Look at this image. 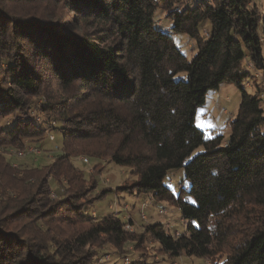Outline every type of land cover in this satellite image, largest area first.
Returning <instances> with one entry per match:
<instances>
[{
	"label": "trees",
	"instance_id": "16d2710c",
	"mask_svg": "<svg viewBox=\"0 0 264 264\" xmlns=\"http://www.w3.org/2000/svg\"><path fill=\"white\" fill-rule=\"evenodd\" d=\"M192 1L0 0V119L12 118L0 126V264H93L90 246L140 247L147 237L171 258L264 264V94L253 74L264 79V10ZM159 10L170 33L157 27ZM180 35L193 42L192 61ZM226 82L242 93L239 111L228 139L209 138L197 111ZM55 132L63 149L52 164L14 166L10 150L45 152ZM94 141L105 148L88 156L132 168L127 189L176 207L184 233L148 224L136 236L132 221L85 215L95 199L72 159ZM179 169L187 186L176 195L164 181ZM49 176L68 184L57 202Z\"/></svg>",
	"mask_w": 264,
	"mask_h": 264
},
{
	"label": "rangeland",
	"instance_id": "374dc122",
	"mask_svg": "<svg viewBox=\"0 0 264 264\" xmlns=\"http://www.w3.org/2000/svg\"><path fill=\"white\" fill-rule=\"evenodd\" d=\"M192 2L194 3L195 0ZM254 2L262 11L264 10V0H254ZM156 21L160 30L170 33L172 22L166 18V14L162 10L158 11ZM207 28H210L209 24ZM174 39L177 41L181 52L189 61H192L196 54L193 42L181 35L174 36ZM253 74L264 94V79L262 75L255 72ZM252 87L250 83H243L245 91L250 95H255V89ZM49 90L58 93L60 97L66 95V93L59 90L56 82L51 84ZM241 99L242 93L237 85L229 82L221 84L219 89L209 92L206 104L198 109L196 126L204 131L209 138L222 135L225 139H228L230 135L229 123L236 118ZM262 99L264 108V97ZM36 102L40 104L43 99H39ZM33 114L38 116V118H40L39 116L44 118V115H39L38 111H34ZM38 118L37 121H40L41 118ZM10 119L12 118L4 117L0 119V126H4L6 122L11 123ZM54 134L56 141L50 144L49 148L45 147L46 151L42 152L41 155L33 156L27 154L20 158L13 156L14 162L19 166H46L52 164L56 156L62 153L63 149L61 134L58 132ZM30 145L35 147L33 143H30ZM104 148L103 142L82 143L79 148L80 154L72 159L74 166L85 175L86 181L82 185L83 192L88 194L89 200L95 199V201H92L94 203L85 210V215L87 217L93 216V218L115 216L127 222L132 221L133 226H127L126 229L136 236H140L139 234L144 231V226L148 224L164 225L172 235L184 233L186 224L183 222L181 212L176 207L167 202L155 201L145 194H131L132 191L127 188L131 187L136 181L132 168L116 165L107 157L101 160L90 158L86 153L88 152L89 155L90 153L94 154ZM86 157L89 158V164H85L82 161V158ZM48 180L52 183L53 188L50 198L57 202L59 196L66 194L65 186H68V184L64 183L58 186L50 176ZM164 184L178 195L179 186H187L184 170L179 169L170 172ZM79 228L80 226L65 227L64 231L68 235ZM159 249V244L147 237L145 243L140 244V247H137L133 242H129L121 249H116L102 240L90 246L86 251L91 252L93 258H95L93 264H208L209 262L214 264L213 260H204L196 257L171 258L166 253L160 252Z\"/></svg>",
	"mask_w": 264,
	"mask_h": 264
},
{
	"label": "built area",
	"instance_id": "2783aa9c",
	"mask_svg": "<svg viewBox=\"0 0 264 264\" xmlns=\"http://www.w3.org/2000/svg\"><path fill=\"white\" fill-rule=\"evenodd\" d=\"M250 68H252V66H250ZM6 124L9 125L10 123L6 122ZM53 125L55 126L56 123L54 122ZM49 139H50V141H55L56 140V136L54 134H50L49 135ZM10 153H11L12 156L20 158V157L26 156L27 154H30V155H33V156H39V155L42 154V151L39 148H37V147L27 146L24 150L12 149V150H10ZM82 161L85 164H89V159L88 158H82ZM16 165L17 164L15 163L14 166H16ZM208 264H213V263L209 262Z\"/></svg>",
	"mask_w": 264,
	"mask_h": 264
}]
</instances>
